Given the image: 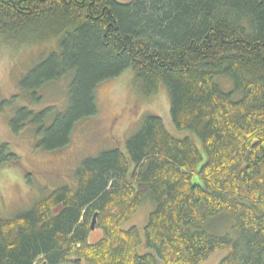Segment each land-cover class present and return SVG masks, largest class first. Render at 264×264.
<instances>
[{"label": "trees", "instance_id": "1", "mask_svg": "<svg viewBox=\"0 0 264 264\" xmlns=\"http://www.w3.org/2000/svg\"><path fill=\"white\" fill-rule=\"evenodd\" d=\"M51 41L58 50L0 104L16 105L13 134L32 128L44 152L68 147L98 114L97 88L132 70L142 98L168 89L174 127L202 149L144 117L124 151L83 160L73 186L0 219V264H202L221 250L219 264H264V0H0L1 43ZM65 78L64 109H32ZM19 160L0 144V166ZM146 202L143 234L124 230ZM95 215L103 235L90 243Z\"/></svg>", "mask_w": 264, "mask_h": 264}, {"label": "rangeland", "instance_id": "2", "mask_svg": "<svg viewBox=\"0 0 264 264\" xmlns=\"http://www.w3.org/2000/svg\"><path fill=\"white\" fill-rule=\"evenodd\" d=\"M57 50V41L23 46L0 42V104L20 95L21 78L48 54ZM218 81L225 91L233 90V84L228 79L220 78ZM133 82L132 70L103 82L96 90L97 116L79 123L69 146L59 151L38 150L32 128L20 135L11 132L7 119L16 105L0 113V144H9L10 151L20 158L18 164L5 163L0 166V219L15 217L30 210L52 191L73 186V174L83 160L112 149L124 151L126 141L140 129L144 117L148 115L160 117L168 132L177 139L193 137L202 149L201 142L193 133L181 132L174 127L170 96L165 86L146 100L135 90ZM69 83L70 78H65L45 86L40 91L42 104L32 105V109L39 111L53 105L64 109ZM27 103L22 99L18 106ZM154 209L153 203H144L123 229L135 226L143 234ZM220 227L223 229V225L218 227L219 230ZM102 235L101 231L95 229L89 242L95 243ZM227 255L226 250L217 251L202 264H219Z\"/></svg>", "mask_w": 264, "mask_h": 264}, {"label": "water", "instance_id": "3", "mask_svg": "<svg viewBox=\"0 0 264 264\" xmlns=\"http://www.w3.org/2000/svg\"><path fill=\"white\" fill-rule=\"evenodd\" d=\"M96 224H97V215H95L92 219L91 222V231L93 232L96 229Z\"/></svg>", "mask_w": 264, "mask_h": 264}, {"label": "bare ground", "instance_id": "4", "mask_svg": "<svg viewBox=\"0 0 264 264\" xmlns=\"http://www.w3.org/2000/svg\"><path fill=\"white\" fill-rule=\"evenodd\" d=\"M233 91V90H232Z\"/></svg>", "mask_w": 264, "mask_h": 264}]
</instances>
